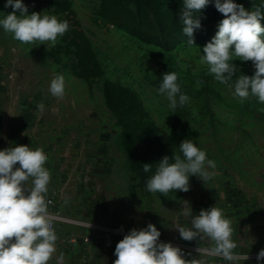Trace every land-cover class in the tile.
I'll list each match as a JSON object with an SVG mask.
<instances>
[{
	"label": "rangeland",
	"instance_id": "rangeland-1",
	"mask_svg": "<svg viewBox=\"0 0 264 264\" xmlns=\"http://www.w3.org/2000/svg\"><path fill=\"white\" fill-rule=\"evenodd\" d=\"M183 2L24 0L29 14L56 15L70 28L55 46L21 43L0 29V104L30 106L25 128L32 148H43L62 180L91 186L80 195L87 193L89 204L72 219L83 225L72 224L73 229L107 230L117 243L131 229L153 223L160 241L179 237L184 253L213 264L220 256L196 251L210 246L206 241H185L176 229L191 226V218L181 214L184 200L197 215L214 205L224 210L232 221L234 253L239 243H246L248 254L264 249V104L255 97L239 102L230 87L234 80L224 84L208 73L200 55L214 36L187 43L183 26L173 21ZM235 2L264 11V0ZM5 4L0 0V15L13 11ZM210 5L214 14L204 19L223 15ZM234 63L238 75L256 71L251 61ZM168 71L178 73L190 97L175 110L158 92ZM56 74L66 78L63 98L49 92ZM187 138L216 162L215 176L206 183L193 177L188 192L147 191L156 164L173 157ZM143 164L152 170L145 173Z\"/></svg>",
	"mask_w": 264,
	"mask_h": 264
},
{
	"label": "clouds",
	"instance_id": "clouds-1",
	"mask_svg": "<svg viewBox=\"0 0 264 264\" xmlns=\"http://www.w3.org/2000/svg\"><path fill=\"white\" fill-rule=\"evenodd\" d=\"M213 3L225 18L218 24L211 41L203 47L201 63L217 81L229 84L234 80L230 87L239 102L255 97L264 104V26L261 24L264 11L260 8L248 10L235 0H184L180 20L190 46H195L194 33L202 28L203 10ZM4 7L13 11L0 15V29L21 43L39 41L41 45L50 42L55 46L58 38L70 28L67 20L56 15L29 14L24 0H6ZM235 61H251L256 71L252 76L238 75ZM201 83L198 80L197 87ZM49 92L56 98L64 97L66 78L63 74L53 77ZM158 92L172 110L190 101V97L182 92L175 71L163 74ZM37 109L42 113L44 103H38ZM47 161L48 156L40 147L15 145L0 150V264H49L56 253L58 236L47 200L51 181ZM156 165L154 175L146 182V190L165 195L173 190L188 192L193 177L208 182L215 176L217 167L216 162L208 158L206 150L188 138L175 148L173 157L165 155ZM152 166L143 164V171L150 172ZM181 214L191 218V226H178L180 237L185 241L199 238L210 245H200L196 249L199 254L220 256L230 264L237 260L233 251L237 245L232 239V221L222 208L214 205L201 209L197 215L191 203L184 200ZM161 235L153 223H148L145 228L131 229L116 245L114 264H201L197 259H185L180 247L160 241ZM56 260L57 264H64L63 254ZM257 264H264V249L257 255Z\"/></svg>",
	"mask_w": 264,
	"mask_h": 264
},
{
	"label": "crops",
	"instance_id": "crops-1",
	"mask_svg": "<svg viewBox=\"0 0 264 264\" xmlns=\"http://www.w3.org/2000/svg\"><path fill=\"white\" fill-rule=\"evenodd\" d=\"M32 111V108L27 105L14 104L11 107L8 103L0 104V150L14 147L15 145L32 147L28 140V137H30L28 136V128H25L28 123L26 118L32 114ZM49 162L48 158L46 167L50 169ZM56 168L50 169L51 181L48 187H53L59 191V208L67 218L73 219L80 210H83L85 203L89 204L87 202L88 199H85L87 193H85L84 197L81 196L84 192L89 191L91 186L82 180L79 182L80 185H77V182L74 183L71 179L62 180ZM78 194L79 196L77 197ZM71 226L72 224H68L61 228L60 239L56 243V253L49 261V264H57L56 258L61 253L64 256V264H114L117 259L114 252L117 243L121 240L120 238L116 243L107 230L82 232L78 231L77 228L73 229ZM71 238H75V242L74 245L72 244L69 247L68 239ZM87 239H89V242H86ZM239 246V252L235 253L238 258L232 264H257L258 254H248L250 250L246 243H239ZM247 256H249L248 260L246 259ZM185 259H197L200 261L199 257L192 253H185ZM203 262L204 259H202L201 264H205ZM213 264H230V262L220 257V261Z\"/></svg>",
	"mask_w": 264,
	"mask_h": 264
},
{
	"label": "built area",
	"instance_id": "built-area-1",
	"mask_svg": "<svg viewBox=\"0 0 264 264\" xmlns=\"http://www.w3.org/2000/svg\"><path fill=\"white\" fill-rule=\"evenodd\" d=\"M47 200L50 201L48 205L49 213L53 218V225L55 228V231L58 236V240L60 239V230L62 227L68 225V224H75V225H83L80 221H74L72 219L67 218L60 210L59 208V191L53 187H49V191L47 193ZM56 242V243H57ZM75 238L68 239V245L69 247L73 244L74 245ZM86 242H89V239L86 240ZM162 242H171L174 246H178L181 249H184L186 246L182 244V241L179 237H176L172 241H162Z\"/></svg>",
	"mask_w": 264,
	"mask_h": 264
},
{
	"label": "trees",
	"instance_id": "trees-1",
	"mask_svg": "<svg viewBox=\"0 0 264 264\" xmlns=\"http://www.w3.org/2000/svg\"><path fill=\"white\" fill-rule=\"evenodd\" d=\"M181 10H178L174 14V17H173L174 24H175V26H178V27L183 26L181 24V20H180ZM214 11H215V9H213V7H211V5H209L205 10H203V12L201 14L202 28L200 30H197L194 33V39L195 40H199V39H202L204 37L207 38V37H211V36L215 35V33L217 31L218 24L225 17L223 15H218V16L213 17L211 19H204V17H207V16L214 14ZM197 15H199V14L197 13Z\"/></svg>",
	"mask_w": 264,
	"mask_h": 264
}]
</instances>
